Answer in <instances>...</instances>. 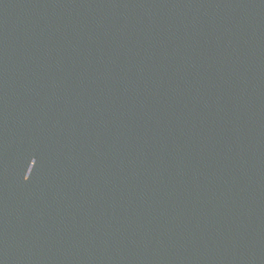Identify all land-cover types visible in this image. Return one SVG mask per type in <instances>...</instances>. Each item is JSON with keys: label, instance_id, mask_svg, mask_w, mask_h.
Wrapping results in <instances>:
<instances>
[{"label": "water", "instance_id": "water-1", "mask_svg": "<svg viewBox=\"0 0 264 264\" xmlns=\"http://www.w3.org/2000/svg\"><path fill=\"white\" fill-rule=\"evenodd\" d=\"M0 264H264V0H0Z\"/></svg>", "mask_w": 264, "mask_h": 264}]
</instances>
